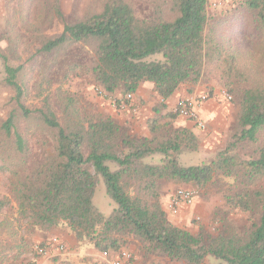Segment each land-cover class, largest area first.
<instances>
[{
	"label": "trees",
	"instance_id": "16d2710c",
	"mask_svg": "<svg viewBox=\"0 0 264 264\" xmlns=\"http://www.w3.org/2000/svg\"><path fill=\"white\" fill-rule=\"evenodd\" d=\"M209 5L170 0L172 18L161 9L139 18L127 0H105L99 11L68 23L53 0L31 26L22 16L27 31L45 17L48 29L55 19L62 30L36 39L33 85L40 101L33 108L26 102L25 66L17 51L10 56L0 50L1 82L12 92L10 110L0 116V167L8 173L0 211L12 208L0 230L17 249L32 243L37 230L65 223L77 240L99 251L117 252L131 236L143 255L184 264H203L207 255L225 264H264V68L255 76L243 62L248 29L264 49V0H240L220 13L210 12ZM241 25L245 30L236 33ZM156 54L161 59H150ZM83 74L106 97L136 94L142 82L151 83L159 101L146 122L148 135H131L112 117L81 109L60 89L69 77ZM204 76L233 95L237 113L224 145L207 162L182 165L177 155L197 150L198 136L178 125L177 106L176 112L163 111L182 84L194 87ZM34 135L41 138L35 151L29 143ZM155 155L156 162L147 160ZM216 175L232 177L239 186L225 203L248 213V224L225 220L215 233H192L167 220L160 202L163 183L202 189ZM98 178L114 202L107 216L93 203Z\"/></svg>",
	"mask_w": 264,
	"mask_h": 264
},
{
	"label": "rangeland",
	"instance_id": "374dc122",
	"mask_svg": "<svg viewBox=\"0 0 264 264\" xmlns=\"http://www.w3.org/2000/svg\"><path fill=\"white\" fill-rule=\"evenodd\" d=\"M53 0H39V2H34L31 0H0V50L8 55H12V49H15L17 53L14 55L20 59L19 62L23 63L25 66V83H26V102L28 105L36 106L40 98L36 96L34 90V81L35 74H37L36 62L33 61L35 57L39 56L38 48L39 43L36 39L40 38L42 34H58L62 30V23L59 20H53L52 28L48 29V17L40 20L41 22L37 23V27H32V31H27L23 24L21 23L22 16L25 17V21L27 25L33 24L37 19L35 16L40 13H46V9L48 4ZM60 6L63 15L65 16L66 22L72 23L78 19H82L85 16L97 12L101 9L105 0H57ZM134 8L136 15L139 18L147 17L152 15L154 10L161 9L164 12V15L167 18H172V13L170 12V0H127ZM220 0H209L208 10L210 12L216 11L220 13L224 10H231L235 8L237 3L240 0H225L222 3H218ZM231 15L229 18L233 17ZM47 15V14H46ZM242 22V21H241ZM31 26V25H30ZM10 36L6 37L4 34ZM245 30V25H241L235 31L240 32ZM248 34L250 38V42L245 44L244 47V58L243 62L248 68V71L255 72V76H262L260 71L261 68H264V49L260 47L256 43V36L253 31L248 29ZM42 39V38H41ZM40 40V39H39ZM248 50H247V49ZM69 53L74 54V48L66 49ZM32 58V59H31ZM30 59V60H29ZM150 59H161L160 54H156L150 57ZM12 63H15L12 61ZM54 69H52V72ZM4 76L2 64L0 62V116L4 118L11 107V94L12 92L9 88H6L2 84V78ZM195 86L202 87V89L206 90L210 97L214 96V93L219 89L223 88L221 85L217 83V81L212 77H203L198 84ZM183 87L185 91L189 88H193L190 83H184L180 86ZM58 88V84H55L52 89ZM140 94L134 96L133 104L137 106V110L133 111L129 102H127V106L125 108H120L119 103L120 100H123L125 94H116L112 97H106L105 94L101 91L99 87L95 85L92 78L88 74H83L81 76H71L69 79L63 83V86L60 87L61 90L66 91L71 98L75 99L81 107V109H88L93 113H100L104 116L112 117L118 124H120L129 134L136 136H145L148 135L147 130V120L152 116V107L157 104L159 101V96L155 93L153 85L151 83H143L140 85ZM179 88V89H180ZM226 90V89H225ZM227 91V90H226ZM232 96L231 93H229ZM186 95H179L176 99L175 105L168 109L166 105V109L163 112L171 110L176 112L177 102L180 98ZM220 98V97H219ZM220 102L224 103V111L227 114V123L224 124L223 132H222V140L212 141V143L204 142V138L198 135V149L195 151L184 150L177 155L178 161L182 165H196L207 162L212 154L220 147H222L227 140V131L230 127V122L232 118L235 117L237 113V105L232 101H226L220 98ZM59 117L61 114L58 113ZM178 117H182L177 115ZM205 123V122H204ZM206 125V124H205ZM205 129V128H204ZM201 129V130H204ZM207 131V129H206ZM29 143L31 149L38 150L41 144V138L38 135H34V137L29 138ZM84 155H87V151L84 150ZM148 161L156 162L158 160V156L155 155L152 158L147 159ZM114 168V165H111ZM91 172L94 173V170L91 169ZM239 186L234 182L232 177L224 176V175H216L212 181L204 188L198 189L192 185H183L179 183H171L165 182L162 184V195L160 197V202L163 210L165 211L166 218L172 224L181 227L176 223L175 218L178 217L181 210H185L188 206H182L179 210V213L174 215L170 213L167 203L169 197L173 192L178 188H190L195 192V198L193 204L191 206H197L199 209V213H195L191 215L190 223L193 228L188 230L192 233H198L200 229H204L210 233H215L217 228L221 225V223L225 220H231L236 225L248 224L252 219L248 213H244L238 210H232L225 203V196L227 194H231L235 188ZM128 192L133 194L132 186L127 187ZM8 194V173L5 170H2L0 167V198L2 196H6ZM93 203L97 207V209L105 216H107L111 209L114 207V202L109 198L106 193L105 185L98 178L97 185L95 187L94 195H93ZM10 208L12 205L8 207H4L0 211V221H2L5 217H10ZM195 227V228H194ZM184 228V227H181ZM185 229V228H184ZM4 234L0 230V244L3 243ZM126 243L121 249H127L131 244L135 245V249L142 256H150L143 255V251L140 250V243L134 237L127 236ZM9 240V238H6ZM27 239V237H25ZM24 239V240H25ZM32 241V240H31ZM83 241V240H82ZM87 241V240H85ZM42 243L41 241H32L29 244L24 245L21 249H18L20 256L16 257L14 263L12 264H40L43 260H53L55 257H47V256H37L35 253V246L37 244ZM4 245V244H3ZM0 245V246H3ZM3 248L8 249V244ZM127 245V246H126ZM8 253L10 250H7ZM130 251V250H129ZM133 253V252H132ZM135 255V253H133ZM161 258H167L166 256L154 255ZM4 257V258H3ZM0 257V264H8L9 258H7V254ZM55 260V259H54ZM168 261L175 264H184L178 261H172L168 258ZM203 264H225L224 261L216 258L213 255H207L204 259Z\"/></svg>",
	"mask_w": 264,
	"mask_h": 264
},
{
	"label": "crops",
	"instance_id": "0c3cea01",
	"mask_svg": "<svg viewBox=\"0 0 264 264\" xmlns=\"http://www.w3.org/2000/svg\"><path fill=\"white\" fill-rule=\"evenodd\" d=\"M149 83V82H143ZM142 84V83H141ZM140 84V85H141ZM152 85V84H151ZM140 87V86H139ZM180 88V87H179ZM190 89V88H189ZM185 91L183 87L177 90L175 94H173L170 98L166 100V105L168 109H171L175 105V101L179 95H186L184 97L195 100L200 99L201 96H205L202 101L196 106V111L199 117L205 122V129L201 130L197 128L193 121L185 118V117H177V123L180 126H184L190 130H192L197 136L200 135L204 138V142L212 143V141H220L222 140V132L224 130L223 126L227 123V114L224 111V103L220 102L219 97H210L206 92V90L202 89V87L194 86L192 90ZM140 92V88H138L135 96ZM207 129V131H206ZM193 204V203H192ZM178 217L175 218L177 224L185 229H192L193 226L190 223L191 215L195 213H199V209L197 206H188L185 210H181ZM195 228V227H194ZM51 236H57L60 240H62L66 245V251L62 254H56L54 259L51 260H43L40 264H108L107 259L102 255V251H99L94 247V245L89 241H79L75 238L70 229L66 226L65 223L58 224L57 226L51 228L50 230H37V232L31 237L32 241H41L42 243L46 242ZM7 236H4L3 243L0 245L8 244V249L3 248L6 246H0V257L1 259L3 255L7 254V258H9V263H14L16 257L20 256L16 244H13L11 240L6 239ZM127 246V245H126ZM131 252L135 253V259L132 264H175L168 261V258H161L154 255L150 256H142L135 249V245L131 244L128 246ZM7 250H10L8 253ZM113 256L114 253H110L109 256Z\"/></svg>",
	"mask_w": 264,
	"mask_h": 264
},
{
	"label": "built area",
	"instance_id": "2783aa9c",
	"mask_svg": "<svg viewBox=\"0 0 264 264\" xmlns=\"http://www.w3.org/2000/svg\"><path fill=\"white\" fill-rule=\"evenodd\" d=\"M225 0H220L218 3H222ZM134 95L132 93L125 94L123 100H120L118 104L120 108H125L127 102L132 107L133 111L137 110V106L133 104ZM214 97H220L226 101H230L232 96L223 88L214 93ZM205 96H201L200 99L180 98L177 102L178 115L185 117L193 121L194 125L199 129L205 128L204 121L199 117L196 106L199 101H202ZM195 198V192L190 188H178L169 197L167 207L170 213L176 215L182 206L192 205ZM65 243L57 236H51L46 242L37 244L35 246V253L37 256L54 257L56 254H62L66 251ZM109 252L102 251V255L107 259L108 264H132L135 259V255L127 249H119L114 252L113 256H109Z\"/></svg>",
	"mask_w": 264,
	"mask_h": 264
}]
</instances>
